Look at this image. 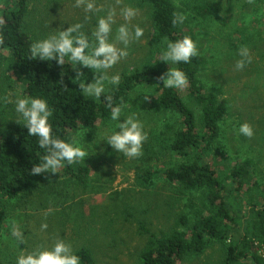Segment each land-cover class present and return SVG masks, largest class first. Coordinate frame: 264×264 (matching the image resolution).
I'll return each mask as SVG.
<instances>
[{"label":"rangeland","instance_id":"374dc122","mask_svg":"<svg viewBox=\"0 0 264 264\" xmlns=\"http://www.w3.org/2000/svg\"><path fill=\"white\" fill-rule=\"evenodd\" d=\"M173 1L193 33V50L206 58L200 80L226 102L218 140L224 170L249 160V170L262 184L264 1L219 0L221 11L203 19L191 12L194 0ZM7 2L0 0V8ZM25 19L35 53L61 52L89 97L136 69L164 67L166 81L186 98L185 81L173 54L155 38L150 8L143 0H28ZM27 113L19 87L0 68V132ZM175 121V115L158 109L150 87L140 84L112 118L73 131L76 162L89 169L85 184L46 167L37 188L10 198L0 229V264H74L81 247L90 250L93 264H138L150 235L183 228L182 214L192 222L195 208L205 210L204 191H181L161 176L145 184L141 179L146 170L160 171L187 160L169 149ZM262 200L258 187L232 192L230 212L245 223L249 206ZM223 244L214 241L178 264H226Z\"/></svg>","mask_w":264,"mask_h":264},{"label":"trees","instance_id":"16d2710c","mask_svg":"<svg viewBox=\"0 0 264 264\" xmlns=\"http://www.w3.org/2000/svg\"><path fill=\"white\" fill-rule=\"evenodd\" d=\"M143 1L150 8L155 38L174 56L175 68L186 84V98L166 81L164 67L136 69L123 75L112 88L89 97L77 84L72 63L61 52L55 50L47 56L35 53L25 28L28 0H8L0 8V68L19 87L28 111L25 118L0 132V229L7 216L8 200L37 188L44 168L85 184L89 169L76 162L70 134L112 118L129 92L146 84L158 109L175 115L177 126L172 129L169 149L187 160L160 171L146 170L141 179L145 184L161 176L176 183L181 191H204L205 210L195 208L192 222L180 215L181 229L163 236L150 235L138 264H178L186 255L200 253L214 241L226 242V264L242 259L264 264L258 250L264 243V182L255 180L249 160L234 162L224 170L225 157L218 140L227 106L219 92L208 90L199 78L206 58L193 50V33L173 0ZM190 8L195 17L210 18L221 11L222 2L194 0ZM255 187L260 188L263 200L249 206L251 215L245 223L238 222L230 212L228 199L232 192ZM74 261L94 263L86 247L75 252ZM34 264L49 263L38 260Z\"/></svg>","mask_w":264,"mask_h":264},{"label":"built area","instance_id":"2783aa9c","mask_svg":"<svg viewBox=\"0 0 264 264\" xmlns=\"http://www.w3.org/2000/svg\"><path fill=\"white\" fill-rule=\"evenodd\" d=\"M259 247H260L261 249H264V243H260V244H259ZM261 255L264 256V253H263V254L261 253Z\"/></svg>","mask_w":264,"mask_h":264}]
</instances>
